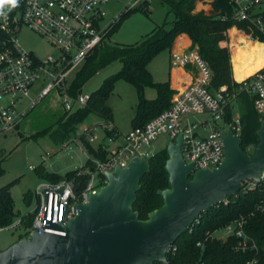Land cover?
<instances>
[{
	"label": "built area",
	"instance_id": "1",
	"mask_svg": "<svg viewBox=\"0 0 264 264\" xmlns=\"http://www.w3.org/2000/svg\"><path fill=\"white\" fill-rule=\"evenodd\" d=\"M110 1H124V5L106 20L107 12L103 7ZM230 2L234 5L235 18L248 21L264 34L261 17L264 0ZM150 5V0H18L15 8L6 5V15H0V135L13 132L25 112L52 90H57L61 95L65 111L72 112L85 106L88 93H79L76 97L69 93L68 86L75 70L96 46L108 40L106 35L120 16L138 7L148 10ZM23 26L46 39L57 49V53L42 58L24 49L17 39ZM169 63L174 68L190 66L195 74L193 80L171 99L167 109L144 126L130 127L126 132H120L113 123L106 126L101 124L102 135L86 128L88 141L92 143L97 140L95 148L99 146L105 156L87 158L75 168L78 171L72 176L57 181L42 179L32 193L35 202L32 210L20 213L10 225L1 229H17L19 226L23 229L21 234L27 238L34 229L65 236L64 231L53 224L66 225L75 215L76 205L86 203L89 196L98 193L105 184L104 173L113 172L116 166H127L133 157L143 153L150 156L147 147L162 136L174 141L179 134L182 135L183 159L186 163H193V171L217 167L224 157L217 127L224 131L230 127L239 136L241 134L239 111H233L232 117L225 120L227 107L231 103L234 109L237 93L227 95L226 86L217 91L209 90L212 71L201 58L197 46L192 45L182 52L172 51ZM236 82L240 84V91L243 90L254 100V109L261 121L264 117V69L259 68ZM36 83L40 86L35 94H31L32 86ZM218 121L224 122L226 128ZM87 160L91 161V166L86 164ZM29 169L32 167L29 166ZM261 179H264V170L261 171ZM247 185L252 187L256 184L248 181ZM255 211L264 212V201L229 224L206 232L203 241L214 238L226 240L233 236L236 240L235 251H257L254 240L244 230L247 220ZM30 216L31 225L25 226V217ZM203 241H197L196 246H202ZM172 246L170 249H175ZM244 264H258L257 257Z\"/></svg>",
	"mask_w": 264,
	"mask_h": 264
},
{
	"label": "trees",
	"instance_id": "2",
	"mask_svg": "<svg viewBox=\"0 0 264 264\" xmlns=\"http://www.w3.org/2000/svg\"><path fill=\"white\" fill-rule=\"evenodd\" d=\"M168 4L169 12L173 15L172 21L164 20L159 26L143 35V38L134 43L117 44L110 42L111 35L118 30L122 20L132 11L142 10L138 7L127 11L117 19L106 37L108 40L94 48L82 65L76 70V74L70 81L69 93L76 97L82 93L81 86L90 80L100 69L108 66L111 62L118 60L121 63L120 69L105 78L95 91L89 94L85 106H81L72 112L65 111L58 121L43 130L38 135H50L57 142L64 143L69 139V134L75 131L76 126L83 121L89 113L98 114L102 123L106 126L113 123L111 110L107 99L114 89L118 80L130 83L136 89L138 98L137 112L132 117L131 127H142L147 121L160 114L171 104L173 90L168 81L155 82L148 69V64L158 55L160 51L171 47L176 35L185 33L191 39L192 45L197 46L201 58L211 68L212 76L209 90L217 91L226 86V94L231 96L236 92V101L241 104L240 122L242 139L241 148L254 147L258 142L256 130L260 126V115L254 109V100L243 90L240 91L239 79L235 74L233 78L231 67V53L229 51L228 30L235 27L244 34L250 35L254 40L264 42V34L256 30L248 21L238 20L234 17V5L230 0H211L212 10L205 14L202 11L194 12L196 0H163ZM145 10V9H144ZM147 11V10H146ZM264 21V10L261 12ZM168 25V26H167ZM264 58V46L260 47V56L256 62L257 70L261 67ZM264 69V67H262ZM256 70V71H257ZM146 87L155 90L153 98L144 97ZM233 112V103L227 107L225 120H229ZM115 127V126H114ZM87 130V129H86ZM80 133L79 139L86 146L93 157L105 156L98 146H91L85 136ZM250 154L251 152L247 150ZM168 158L165 147L149 156L150 170L141 179V188L136 194V201L133 208L138 212L140 219H147L149 211L159 208L163 199L158 195V190L168 187V173L164 164ZM87 165H92L90 160ZM78 171L73 169L64 175L47 171L44 168H37V174L43 180L57 181L72 176ZM18 179L0 186V229L10 225L14 218L20 215L15 211L11 195V186ZM248 181L243 182L242 188L233 196H229L224 202L217 203L205 212H202L197 221L186 230L175 241L167 254L166 264H244L252 257H257L258 264H264V212L255 211L249 217L244 230L254 240L257 251L247 250L246 252L235 251V238L230 236L225 241L219 239L204 240L206 232H213L214 229L223 227L236 219L240 214H246L254 209L256 204L264 201V179L261 183L248 187ZM31 198L29 191L23 194V200L28 204ZM25 226L31 225V216L25 217ZM23 235L18 234V239ZM17 239V240H18ZM203 241L202 246H196L197 241ZM153 264H162L154 261Z\"/></svg>",
	"mask_w": 264,
	"mask_h": 264
},
{
	"label": "water",
	"instance_id": "3",
	"mask_svg": "<svg viewBox=\"0 0 264 264\" xmlns=\"http://www.w3.org/2000/svg\"><path fill=\"white\" fill-rule=\"evenodd\" d=\"M224 157L217 167L198 168L182 155L181 134L165 146L168 187L158 190L163 204L140 219L133 205L141 179L150 170L149 155L133 157L125 167L106 172V182L86 203L77 204L66 225L53 224L65 236L30 231L0 251V264H153L167 263L166 254L202 212L224 202L245 180L261 183L264 170V117L258 142L241 148L230 127H217Z\"/></svg>",
	"mask_w": 264,
	"mask_h": 264
},
{
	"label": "rangeland",
	"instance_id": "4",
	"mask_svg": "<svg viewBox=\"0 0 264 264\" xmlns=\"http://www.w3.org/2000/svg\"><path fill=\"white\" fill-rule=\"evenodd\" d=\"M150 4L147 11L142 9L127 14L118 30L110 36V42L117 44L134 43L141 40L144 34L159 26L164 20L169 22L173 20L168 4L163 0H150ZM123 5L124 1H110L109 4L104 6L103 8L108 17L106 20L119 11ZM247 38V45L241 48L238 47L230 58L234 67V74L239 78L257 70L256 62L260 56V47L264 46L259 40L252 43L251 40L254 39L250 36ZM17 39L24 49L33 52L38 57L45 58L48 54L55 55L57 53V49L53 45L26 26L19 30ZM165 55H167L166 50L160 51V54L149 63L148 67L154 72L155 79L160 75L156 73L154 65L158 61L163 64ZM120 67L121 63L116 60L100 69L95 76L81 86L82 93L90 94L95 91L105 78L117 72ZM76 70L74 75L77 72ZM39 86V83L34 84L31 94H35ZM114 86L106 103L111 110V119L116 128L120 132H126L131 127L132 117L137 112L139 102L136 89L123 80L116 81ZM154 96L155 90L146 87L144 97L152 98ZM239 103L238 101L234 102V112L241 111L242 107ZM64 112L61 95L57 90H52L25 112L13 132L0 135V186L18 179L11 186L15 211L27 213L32 210L35 203L32 193L37 183L42 180L37 174V168H44L47 171L64 175L66 172L81 166L87 158H93L92 153L79 139V135L86 128L94 130L93 133L95 134L102 135L101 124L103 119L98 114L89 113L83 118V121L76 126L74 132L69 134V139L64 143L57 142L50 135L48 137L38 135L54 125L63 116ZM218 124L226 128L224 122L218 121ZM97 142V140L92 141L91 146H96ZM168 142L169 138L167 136L159 137L151 142L147 147V151L149 154H153L162 150ZM29 166L32 169H29ZM27 191L31 193L28 204L23 200V194ZM20 233H23V229L19 226L17 229L2 228L0 230V251L17 241ZM220 233L219 236H221ZM222 239L219 240L225 241Z\"/></svg>",
	"mask_w": 264,
	"mask_h": 264
},
{
	"label": "crops",
	"instance_id": "5",
	"mask_svg": "<svg viewBox=\"0 0 264 264\" xmlns=\"http://www.w3.org/2000/svg\"><path fill=\"white\" fill-rule=\"evenodd\" d=\"M211 3H212L211 0H196L195 1V7H194L193 11L194 12L202 11L205 14H208L212 10V4ZM227 34H228L229 40H230L229 51H230L231 55H233V53L236 51V49L238 47L241 48V47L246 46L248 43L247 37L250 36V35L244 34L243 32L239 31L235 27L230 28L228 30ZM257 41L251 40L252 43H255ZM261 43L264 45V42H261ZM190 47H192V42H191L190 37L188 35H186L185 33H179L178 35H176V38L174 39L171 47L166 50L167 55H165V59L163 60L164 63L161 64L158 61V63H155V65H154L155 69H156V73H158V75H160V76H158L157 79H155V77H154L155 76L154 72L151 69H149V67H148V69L150 70V72L152 74V78L155 82L168 81L170 88L173 90V93L171 95V99L179 91H181L186 85H188V83H190L193 80L195 70L193 68H191L190 66H188V67L176 66V68L171 67L170 63H169L170 55H171L172 51L182 52V51H185L186 49H188ZM230 62H231V67H232L233 78L236 80V78L234 77V67L232 66V61L230 60ZM148 66H149V64H148ZM262 67H264V58H263V62L261 64L260 68H262ZM242 78H239V79H242ZM171 99H170V101H171Z\"/></svg>",
	"mask_w": 264,
	"mask_h": 264
},
{
	"label": "clouds",
	"instance_id": "6",
	"mask_svg": "<svg viewBox=\"0 0 264 264\" xmlns=\"http://www.w3.org/2000/svg\"><path fill=\"white\" fill-rule=\"evenodd\" d=\"M6 5L10 6L11 8H15L18 6V0H0V15H6Z\"/></svg>",
	"mask_w": 264,
	"mask_h": 264
}]
</instances>
